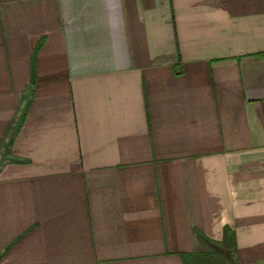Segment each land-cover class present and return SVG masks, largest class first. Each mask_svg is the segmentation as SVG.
Returning <instances> with one entry per match:
<instances>
[{
    "label": "crops",
    "instance_id": "1",
    "mask_svg": "<svg viewBox=\"0 0 264 264\" xmlns=\"http://www.w3.org/2000/svg\"><path fill=\"white\" fill-rule=\"evenodd\" d=\"M264 264V0H0V264Z\"/></svg>",
    "mask_w": 264,
    "mask_h": 264
},
{
    "label": "rangeland",
    "instance_id": "2",
    "mask_svg": "<svg viewBox=\"0 0 264 264\" xmlns=\"http://www.w3.org/2000/svg\"><path fill=\"white\" fill-rule=\"evenodd\" d=\"M209 253L198 256L194 262L189 264H235L234 253L230 247L215 246Z\"/></svg>",
    "mask_w": 264,
    "mask_h": 264
},
{
    "label": "trees",
    "instance_id": "3",
    "mask_svg": "<svg viewBox=\"0 0 264 264\" xmlns=\"http://www.w3.org/2000/svg\"><path fill=\"white\" fill-rule=\"evenodd\" d=\"M225 236H226V242H224L220 246L227 248V247H230V243L229 242H230V238H231L232 234L228 230H226L225 231ZM210 247L212 248V250H214L216 248L215 246H210Z\"/></svg>",
    "mask_w": 264,
    "mask_h": 264
}]
</instances>
